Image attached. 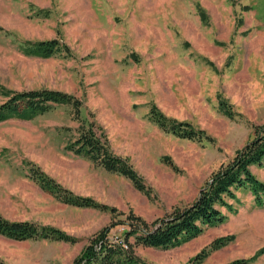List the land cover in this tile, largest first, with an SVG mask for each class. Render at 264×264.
Segmentation results:
<instances>
[{
    "label": "rangeland",
    "instance_id": "obj_1",
    "mask_svg": "<svg viewBox=\"0 0 264 264\" xmlns=\"http://www.w3.org/2000/svg\"><path fill=\"white\" fill-rule=\"evenodd\" d=\"M55 38L70 55L25 51V42ZM41 88L70 93L83 105L77 111L55 104L32 119L0 122V214L61 229L75 241L0 235V264H72L114 219L133 212L152 223L193 203L264 124V0H0V104L13 91ZM153 105L211 140L162 130L151 120ZM91 124L135 167L150 195L66 148ZM31 164L120 217L58 201L30 177ZM252 171L264 182V164ZM236 194L233 211L222 208L221 224L172 248L136 245L137 255L153 264H191L214 240L232 236L200 264L253 257L264 247V204L249 189ZM252 264H264V255Z\"/></svg>",
    "mask_w": 264,
    "mask_h": 264
},
{
    "label": "trees",
    "instance_id": "obj_2",
    "mask_svg": "<svg viewBox=\"0 0 264 264\" xmlns=\"http://www.w3.org/2000/svg\"><path fill=\"white\" fill-rule=\"evenodd\" d=\"M204 16V12H202ZM25 51L29 55L49 57L59 52L71 54L68 44L55 38L25 42ZM55 104H70L77 111L83 102L74 95L49 88L13 91L7 101L0 104V122L12 117L32 119L49 112ZM229 117H233L230 105L221 103ZM151 120L162 130L180 138L207 139L209 136L188 121H179L166 116L155 105L152 106ZM66 148L76 155L84 156L111 173L128 178L133 185L146 195H150L144 178L128 159L117 155L104 132H99L91 124L78 128L76 138ZM264 164V124L254 126V136L234 158L212 174L202 186L193 203L183 208H175L170 214L150 223L139 215L130 212L126 217L115 219L96 234L84 247L72 264H153L137 255L135 246L153 248H172L198 237L206 227L221 224L226 219L222 208L233 211L230 200H238L236 194L240 188L249 189L259 205L264 204V182L252 171V166ZM30 177L45 192L58 201L75 207L95 208L110 211L114 218L116 208H111L91 197L77 195L39 166L31 164ZM122 226L121 233L111 235L112 229ZM0 235L16 241L58 240L74 242L75 238L65 231L47 225H40L30 220H10L0 214ZM232 236L220 237L190 260L191 264L202 263L213 251L227 245ZM264 255L262 247L253 257L237 259L228 264H252Z\"/></svg>",
    "mask_w": 264,
    "mask_h": 264
}]
</instances>
